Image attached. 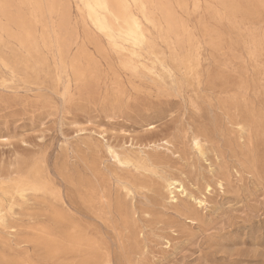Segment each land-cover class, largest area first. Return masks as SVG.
Segmentation results:
<instances>
[{
    "label": "rangeland",
    "instance_id": "rangeland-1",
    "mask_svg": "<svg viewBox=\"0 0 264 264\" xmlns=\"http://www.w3.org/2000/svg\"><path fill=\"white\" fill-rule=\"evenodd\" d=\"M124 1L143 49L91 1L0 0V264H264V0ZM185 53L175 90L154 55Z\"/></svg>",
    "mask_w": 264,
    "mask_h": 264
},
{
    "label": "bare ground",
    "instance_id": "bare-ground-1",
    "mask_svg": "<svg viewBox=\"0 0 264 264\" xmlns=\"http://www.w3.org/2000/svg\"><path fill=\"white\" fill-rule=\"evenodd\" d=\"M81 1L84 4H87L88 1H91L93 3L94 12L97 15H99V19L93 22V24L97 30L108 33L107 39L110 42V45L112 46L114 45L113 37L117 36V38L120 39L122 45L124 44L130 46L131 48L143 49V43L146 39L145 34L142 30V26L138 18L135 17L129 11L127 2H125L124 0H118L120 12L114 13L109 8V4L107 0H81ZM110 19L113 23H115L118 26V29L116 31L113 29V26L109 21ZM115 50L117 51V53H119L120 51H126V48L120 45L116 47ZM154 62L157 63V65L162 69L163 75L165 76L161 78V81H164V79H166V81L164 82H167L169 87L172 89L177 90L179 88L178 85L179 76L185 78L188 82H192L197 86H199L201 83V79L204 71L202 70V59L198 55L196 56L187 55L184 57L183 56L177 57L175 59H169L162 54L160 55V57L154 55ZM120 64L123 70L137 77H144L145 73L147 71L149 72L147 68L140 65L133 58H126L123 61H121ZM192 143L196 151L198 153H201L202 149L198 139L193 138ZM107 152L116 162L118 163L121 162L120 157L112 149V147L107 146ZM175 184H176L175 182H171V181L167 182L166 187L168 189L169 194L174 193L175 190L181 193L184 191L181 184H178V186H175ZM18 191L21 192L20 189H18ZM198 204L201 205V201H198ZM3 211L4 208L0 204V215Z\"/></svg>",
    "mask_w": 264,
    "mask_h": 264
}]
</instances>
